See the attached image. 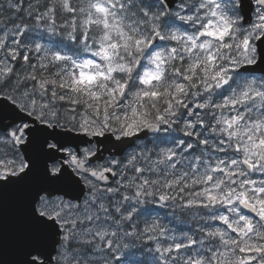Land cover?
<instances>
[{
  "label": "snow or ice",
  "instance_id": "1",
  "mask_svg": "<svg viewBox=\"0 0 264 264\" xmlns=\"http://www.w3.org/2000/svg\"><path fill=\"white\" fill-rule=\"evenodd\" d=\"M11 188L10 264H264V0H3Z\"/></svg>",
  "mask_w": 264,
  "mask_h": 264
},
{
  "label": "water",
  "instance_id": "2",
  "mask_svg": "<svg viewBox=\"0 0 264 264\" xmlns=\"http://www.w3.org/2000/svg\"><path fill=\"white\" fill-rule=\"evenodd\" d=\"M99 139L104 141V143L97 145L100 149L98 155L102 161L106 156L115 154V150L109 147L106 151L105 146L108 144V138L102 137ZM145 139L146 138L143 136H141L140 140L133 138L128 150L134 147L137 142ZM119 155L122 156L123 153H120ZM23 213L24 195L22 190L11 188L0 196V242H2L0 243V264H6V262H9L10 264V262L17 260L20 257L21 223Z\"/></svg>",
  "mask_w": 264,
  "mask_h": 264
},
{
  "label": "rangeland",
  "instance_id": "3",
  "mask_svg": "<svg viewBox=\"0 0 264 264\" xmlns=\"http://www.w3.org/2000/svg\"><path fill=\"white\" fill-rule=\"evenodd\" d=\"M0 3H3V0H0ZM140 143H144V142H140ZM149 208L152 210L150 214L153 217L159 216L161 218V222L168 225L169 227L183 228L185 230H187L189 227H194L193 224H188V223L177 224V222L172 218L171 214L173 210L171 208H160L155 205L149 206ZM144 255L146 257V259L144 260L145 264H150V256L147 254H144Z\"/></svg>",
  "mask_w": 264,
  "mask_h": 264
},
{
  "label": "trees",
  "instance_id": "4",
  "mask_svg": "<svg viewBox=\"0 0 264 264\" xmlns=\"http://www.w3.org/2000/svg\"><path fill=\"white\" fill-rule=\"evenodd\" d=\"M137 255H138V257H140L142 260H145V259H146L145 255H142V254H140V253H137Z\"/></svg>",
  "mask_w": 264,
  "mask_h": 264
},
{
  "label": "flooded vegetation",
  "instance_id": "5",
  "mask_svg": "<svg viewBox=\"0 0 264 264\" xmlns=\"http://www.w3.org/2000/svg\"><path fill=\"white\" fill-rule=\"evenodd\" d=\"M146 142H147V140H146V141H144V143H146ZM108 157H109V156H108ZM108 157H107V158H108ZM102 162H103V161H102Z\"/></svg>",
  "mask_w": 264,
  "mask_h": 264
}]
</instances>
